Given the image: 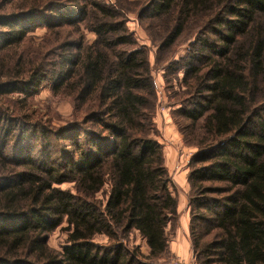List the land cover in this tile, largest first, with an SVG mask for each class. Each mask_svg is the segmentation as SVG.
<instances>
[{
	"label": "trees",
	"instance_id": "16d2710c",
	"mask_svg": "<svg viewBox=\"0 0 264 264\" xmlns=\"http://www.w3.org/2000/svg\"><path fill=\"white\" fill-rule=\"evenodd\" d=\"M114 1L0 0V264H156L167 253L178 201L131 11L159 53L200 30L169 69L183 73L176 113L197 148L186 176L197 264H264V0ZM46 84L71 99L70 126L5 101L26 104ZM64 223L66 245L50 249ZM132 233L146 256L124 245Z\"/></svg>",
	"mask_w": 264,
	"mask_h": 264
},
{
	"label": "rangeland",
	"instance_id": "374dc122",
	"mask_svg": "<svg viewBox=\"0 0 264 264\" xmlns=\"http://www.w3.org/2000/svg\"><path fill=\"white\" fill-rule=\"evenodd\" d=\"M136 1L142 5L147 0ZM107 2L114 3L115 1L107 0ZM139 4L137 8L141 6ZM126 19L129 31L134 35L137 44L146 51L148 57L150 73L156 85L157 95L152 136L162 146L165 166L172 180L170 190L178 201L177 220L168 228V251L156 264H197L192 252L188 228L189 186L186 181L189 170L188 161L197 148L192 137H187V133L182 132L181 125H186L188 122L176 113L178 104L188 98L183 94L187 90L182 82L183 73L175 70L170 73L169 69L172 68L174 62L186 55L190 43L193 42L200 30L198 32L190 30L195 25L186 27L185 32L171 49L159 53L157 42L152 41L145 27L138 21L137 11L128 12ZM46 33V28H39L29 33L28 38L37 43L45 37ZM83 33L87 42L94 40L95 36L92 33H88L86 30ZM11 100H21L18 105L20 112L28 108L35 111L41 115L44 124L52 130L66 128L72 124L74 119L71 99L62 93L53 92L50 84L44 85L36 96L27 100L26 104L22 101L24 97L20 95H12L5 99L7 104H10ZM59 187L74 192L72 184H62ZM65 228L66 224L64 223L49 235L47 245L50 249L60 252L66 245L67 232ZM106 241L104 236L96 238V242L99 244H106ZM124 245L130 250L137 248L138 252L144 256L148 254L147 246L137 233H132Z\"/></svg>",
	"mask_w": 264,
	"mask_h": 264
}]
</instances>
